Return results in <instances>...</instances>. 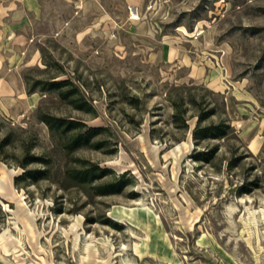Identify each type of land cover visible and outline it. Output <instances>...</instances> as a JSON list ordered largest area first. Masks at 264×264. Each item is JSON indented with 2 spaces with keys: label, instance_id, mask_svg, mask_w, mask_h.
I'll return each instance as SVG.
<instances>
[{
  "label": "rangeland",
  "instance_id": "obj_1",
  "mask_svg": "<svg viewBox=\"0 0 264 264\" xmlns=\"http://www.w3.org/2000/svg\"><path fill=\"white\" fill-rule=\"evenodd\" d=\"M19 1L0 0V264H264V150L239 131L264 120V0ZM47 113L96 129L67 149L78 128ZM199 115L235 130L196 142Z\"/></svg>",
  "mask_w": 264,
  "mask_h": 264
},
{
  "label": "trees",
  "instance_id": "obj_2",
  "mask_svg": "<svg viewBox=\"0 0 264 264\" xmlns=\"http://www.w3.org/2000/svg\"><path fill=\"white\" fill-rule=\"evenodd\" d=\"M52 78L53 79L48 81L51 87L60 88L69 86L67 89H59L58 96L62 100L71 104L74 108L80 111L86 113H96V109L91 103L90 98L75 84L71 77L58 79V76H53ZM177 114L178 113H175V116H177ZM41 119L49 126L51 130L58 132L61 135H63V133L69 129L78 128V131L72 136L71 141H66L65 147L67 149H73L75 146L86 145L88 143L87 140L90 132L96 129L95 127H88L83 120L67 118L51 113L41 115ZM203 119V115H199L198 123L193 130V137L196 142L207 138H222L230 133H233L235 130L228 119L221 118L217 122L212 121L207 124L202 123ZM4 143V140L0 139V162L3 161L2 154ZM228 164L229 168H231L232 165L230 161ZM95 168L98 170V174H101L107 170L106 168H102L99 165H96ZM89 171L90 170L88 169H81L80 174L82 175L80 176L82 180H86V176Z\"/></svg>",
  "mask_w": 264,
  "mask_h": 264
},
{
  "label": "crops",
  "instance_id": "obj_3",
  "mask_svg": "<svg viewBox=\"0 0 264 264\" xmlns=\"http://www.w3.org/2000/svg\"><path fill=\"white\" fill-rule=\"evenodd\" d=\"M20 1H24L23 3H25L24 5H26V2H25L26 0H20ZM16 9H18V8H13V11ZM17 12H20V11L18 10ZM170 46H167V49H165L164 53L161 54L162 58L168 57L169 59H171V50H169L171 48ZM175 50L176 49H174V52H175ZM179 54H180V52H179ZM178 57H179V55H176V53H175L174 60L177 59ZM183 57H184V55H183ZM189 67H190V72H191L192 78H197V79H201V80L205 79L206 74L203 71L202 66H194L191 63V64H189ZM206 79H207V83L213 87L218 86V85L222 84V82H224V81H222V79H220L218 77H216V80H214V77H211V76H209ZM249 127H250V122H248V121H243L239 127V131L241 133H243V135L246 137L249 147L254 151L264 150V120L259 121L257 123L256 127L253 126L252 128L248 129ZM257 128L259 129L260 134H258L259 137L256 138L253 135V131L255 130L257 132L258 131ZM248 137H250V138H248Z\"/></svg>",
  "mask_w": 264,
  "mask_h": 264
},
{
  "label": "bare ground",
  "instance_id": "obj_4",
  "mask_svg": "<svg viewBox=\"0 0 264 264\" xmlns=\"http://www.w3.org/2000/svg\"><path fill=\"white\" fill-rule=\"evenodd\" d=\"M132 15H133V17H137V12L134 9H132ZM1 177H2V175H0V179H1Z\"/></svg>",
  "mask_w": 264,
  "mask_h": 264
}]
</instances>
